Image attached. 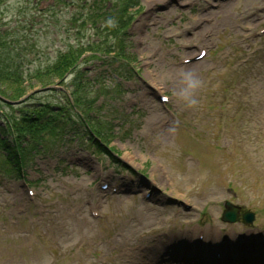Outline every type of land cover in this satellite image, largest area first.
Here are the masks:
<instances>
[{
    "label": "rangeland",
    "instance_id": "374dc122",
    "mask_svg": "<svg viewBox=\"0 0 264 264\" xmlns=\"http://www.w3.org/2000/svg\"><path fill=\"white\" fill-rule=\"evenodd\" d=\"M132 3L0 0V53L35 92L26 103H65L68 87L36 93L30 77L78 43L103 40L106 25L83 23L88 15L128 22L124 59L92 57L97 48L81 67L96 101L84 114L110 122L107 138L93 128L118 155L98 153L78 123L28 142L22 168L31 184L0 169V264H174L156 257L166 244L191 252L192 228L216 231L219 247L223 232L234 243L249 230L264 234V0ZM20 85L0 80L9 97ZM0 109L13 113L3 101ZM224 201L253 212L252 225L222 222ZM166 235L160 252L148 246Z\"/></svg>",
    "mask_w": 264,
    "mask_h": 264
},
{
    "label": "trees",
    "instance_id": "16d2710c",
    "mask_svg": "<svg viewBox=\"0 0 264 264\" xmlns=\"http://www.w3.org/2000/svg\"><path fill=\"white\" fill-rule=\"evenodd\" d=\"M123 4L124 9H126L130 4L134 3H132V0H123ZM81 16H84V14ZM99 20L102 21L101 25L103 23L106 25L103 27L107 32L103 40L88 42L87 45L78 43L77 46H73L64 53H61L55 63L46 66L43 70L36 71L30 77L40 86L36 93L48 90L55 92L57 91L55 86L60 85L68 87L70 93L68 96L65 95L64 104L61 102L56 103L52 100L48 101L49 99L40 101L43 103H26L28 99L35 96V92L28 94V91L25 89L27 85H24L25 80L22 72L19 70V65L14 64L13 60L8 61L0 53V80L18 83L22 87L21 94L12 93L10 97L0 90V101H3L13 111V113L8 114L5 110L0 109V169L4 170L1 171L3 174H16V177L20 176V173L23 172L20 170L24 166L29 154L26 146L30 144L28 142L31 140L38 139L39 142L40 138L38 137L43 130H47L52 135L57 128L67 127L69 130H72L78 123L83 129L89 130L92 136L90 139L98 138L100 140L96 139V142L108 144L104 135L102 136L101 132L96 131L93 127L98 130L101 128L107 138V136L113 135L110 122L99 117V114H97V117H99L97 119H89L84 114V112L92 109L91 105L95 104L96 101L94 98L88 96L86 88L81 82L82 80L88 81L85 78L86 71L81 69L82 63L88 57L82 58V56L84 53L96 51L98 48L97 52H93L95 56L92 57H97V54L100 52H103L101 54L114 52L115 54L112 55V58L124 59V56L121 55L124 46L122 35L128 22L126 20H117L108 11H103L100 14L92 13L87 16L85 22H82L95 26V24L98 25L100 23ZM110 41H112L111 44ZM2 43L3 41L0 40V44ZM71 75L75 76L74 80H69V83H66L65 79ZM82 75L84 76L80 79ZM30 85L34 86L32 83ZM16 105L17 107H14ZM16 112H18V115ZM94 121L96 122L93 123Z\"/></svg>",
    "mask_w": 264,
    "mask_h": 264
},
{
    "label": "water",
    "instance_id": "95a60500",
    "mask_svg": "<svg viewBox=\"0 0 264 264\" xmlns=\"http://www.w3.org/2000/svg\"><path fill=\"white\" fill-rule=\"evenodd\" d=\"M224 211L222 215V220L227 222H235L239 220V216H241V220L243 223L251 224L253 221V214L250 212H240V208L236 207L229 202L224 203Z\"/></svg>",
    "mask_w": 264,
    "mask_h": 264
},
{
    "label": "bare ground",
    "instance_id": "6f19581e",
    "mask_svg": "<svg viewBox=\"0 0 264 264\" xmlns=\"http://www.w3.org/2000/svg\"><path fill=\"white\" fill-rule=\"evenodd\" d=\"M161 242V241H160Z\"/></svg>",
    "mask_w": 264,
    "mask_h": 264
}]
</instances>
